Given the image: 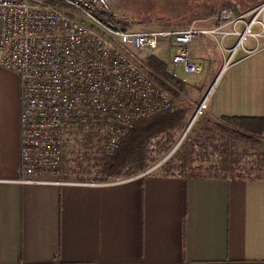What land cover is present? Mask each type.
<instances>
[{"label":"crops","instance_id":"obj_1","mask_svg":"<svg viewBox=\"0 0 264 264\" xmlns=\"http://www.w3.org/2000/svg\"><path fill=\"white\" fill-rule=\"evenodd\" d=\"M217 13L209 25L192 27L223 26ZM248 20L225 24L219 32L241 31ZM208 35H197L189 49L199 67ZM214 35L218 42L233 38V45L237 39ZM247 39L252 46L244 48L245 38L238 56L218 66L202 99L191 98L177 77L183 72L169 64L170 43L157 49L195 107L204 101L216 118L264 117V38L251 54L245 50L256 42ZM18 112L17 77L0 68V264H264V179L148 172L114 183H70L61 175L67 184H19ZM257 150L264 153V138Z\"/></svg>","mask_w":264,"mask_h":264},{"label":"built area","instance_id":"obj_2","mask_svg":"<svg viewBox=\"0 0 264 264\" xmlns=\"http://www.w3.org/2000/svg\"><path fill=\"white\" fill-rule=\"evenodd\" d=\"M102 0H0V68L18 80L19 184L64 185L59 180L62 130L100 127L104 151H114L133 122L169 106L168 92L153 80L143 60L169 42V64L196 74L189 49L199 34L235 36L226 63L245 38H264V2L251 10L220 9L222 24L243 23L241 31L122 30L106 21ZM258 25L261 31L252 32ZM201 101L195 110L204 109ZM194 114V115H195ZM114 179L110 183L119 182Z\"/></svg>","mask_w":264,"mask_h":264},{"label":"trees","instance_id":"obj_3","mask_svg":"<svg viewBox=\"0 0 264 264\" xmlns=\"http://www.w3.org/2000/svg\"><path fill=\"white\" fill-rule=\"evenodd\" d=\"M101 15L120 29L128 30L127 24L114 15L104 12ZM143 66L149 76L168 92L169 106L133 122L127 134L119 139L117 148L109 154L104 151L105 137L102 134L96 158L97 182L127 179L144 172L155 160L153 153L166 154L187 127L189 109L177 104L181 96H186L183 84L171 75L167 63L156 57L154 51L143 60ZM79 127L102 131L100 127ZM202 130L203 137L199 142L186 136L173 155L161 164L158 173L223 180L264 179V153L257 150L259 140L264 138V117L219 116L207 121ZM199 148L205 149L201 151L205 155H215L213 175L199 173L196 157ZM245 148L250 150L249 154L243 151ZM246 156L252 157L250 167L245 162ZM250 169H254L255 175L248 173ZM64 171V153L61 152L59 173Z\"/></svg>","mask_w":264,"mask_h":264},{"label":"rangeland","instance_id":"obj_4","mask_svg":"<svg viewBox=\"0 0 264 264\" xmlns=\"http://www.w3.org/2000/svg\"><path fill=\"white\" fill-rule=\"evenodd\" d=\"M102 2L108 14L114 15L116 18L122 20L123 23L127 24L128 30L137 32L152 30H183L195 26L197 23L209 25L208 19L213 17L222 8L237 7L240 10L244 9L245 11H248L262 4L264 0H102ZM262 22H264V20ZM256 29L257 28H253V30ZM207 37L210 42L202 48V60L199 61L201 72L199 74H177V77H180L183 82H185L192 99H202L205 97L208 89L212 86V83L216 78L218 66L222 65L224 60L228 57V52L223 50L231 49L234 42V39L230 37L225 38L220 42H218V35H208ZM243 46L244 48L251 47V41L246 38ZM236 51L234 53V55L236 54L235 57L233 55L234 59L238 56L241 48H238ZM154 54L160 60L164 62L167 61V55L161 53L159 49L154 50ZM169 68L171 75L173 74L175 76L172 69L174 67L169 66ZM211 96L212 91L208 93L206 97L207 103ZM177 104L189 109L187 114V125H189L193 118L195 119L192 122L190 129L184 135L182 141L186 136H189L193 141L199 142L203 137L202 128L204 127V124L207 121H213L217 118L207 114L208 111L206 104L204 109L196 115V103H191L190 98L188 97L181 96ZM102 134V131L90 130L89 127L73 125L64 127L62 130V152L64 153L65 171L59 173V180L63 177L70 183L97 182L95 180L97 178L96 158L99 155L98 150L102 144ZM181 135L175 139L172 147L166 154L162 155L153 153L155 160L150 167L160 164L150 171L151 173H158L161 164L179 148L182 143L180 140ZM174 146L176 148L168 157H166ZM203 150L199 148L196 151L198 152L196 155L198 160V171L201 175L203 173L213 175L216 166L215 155H205L201 152ZM243 151H245L246 154H249L250 152L247 148ZM245 162L247 166L250 167L252 157L246 156ZM248 169L249 168H247V170ZM251 170L252 169H250V172L248 173L252 176L255 175L254 169ZM61 175L63 176L61 177Z\"/></svg>","mask_w":264,"mask_h":264},{"label":"water","instance_id":"obj_5","mask_svg":"<svg viewBox=\"0 0 264 264\" xmlns=\"http://www.w3.org/2000/svg\"><path fill=\"white\" fill-rule=\"evenodd\" d=\"M187 128H188V125H187V127L185 128V130H184L183 134L181 135L180 139L184 137V135H185V133H186V131H187ZM175 145H176V144H175ZM174 148H175V146L171 149V151L167 154L166 157H168V156L172 153V151L174 150ZM159 164H160V163H159ZM159 164H156L155 166L148 168L147 170H145L144 172H142V173H140V174H145V173H148V172L152 171V170H153L156 166H158Z\"/></svg>","mask_w":264,"mask_h":264},{"label":"bare ground","instance_id":"obj_6","mask_svg":"<svg viewBox=\"0 0 264 264\" xmlns=\"http://www.w3.org/2000/svg\"><path fill=\"white\" fill-rule=\"evenodd\" d=\"M196 115H197V114H196ZM192 122H193V121H191V122L189 123L188 128H187V131L190 129V126H191ZM187 131H186V132H187ZM185 134H186V133H185ZM182 139H183V138H181L180 140L182 141ZM178 144H179V143H178ZM176 147H177V145H176ZM176 147H175V148H176ZM175 148H174V149H175Z\"/></svg>","mask_w":264,"mask_h":264}]
</instances>
